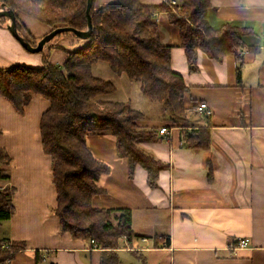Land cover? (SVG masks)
<instances>
[{"label":"crops","instance_id":"1","mask_svg":"<svg viewBox=\"0 0 264 264\" xmlns=\"http://www.w3.org/2000/svg\"><path fill=\"white\" fill-rule=\"evenodd\" d=\"M115 1L95 0V8ZM164 1L170 0H141L144 5ZM211 3L207 17L215 29L230 23L247 32L241 36L239 56L231 53L217 59L199 49L196 71L190 69L169 13H157L162 41L172 45L171 66L189 87L186 107L198 110L206 102L213 111L209 146L192 148L184 138L185 131L206 124L199 110L191 119L178 121L171 113L162 120L141 110L145 116L138 124L159 134L141 145L166 164L157 187H152L142 165L131 173L128 158L118 153L115 135L87 138L92 154L109 166L97 182L103 192L94 195L93 206L131 209L133 229L142 235L131 242L123 236L127 246L118 254L124 264H264V0ZM19 17L25 32L37 40L52 30L30 15L19 12ZM1 41L14 45L16 56L0 52V68L42 67L45 56L62 66L68 51L86 43L68 34L48 42L42 54H27L0 28V45ZM99 68L105 71L107 66ZM107 95L100 98L109 100ZM49 106V100L34 94L19 113L0 96V146L12 158L6 166L10 179L0 180V188H14L15 208L12 217L0 223L4 233L0 242L26 244L5 264H100L104 248L95 249L89 237L64 232L55 214L53 163L40 134L41 117ZM156 110L161 114L164 108ZM163 127L166 133H160ZM240 238L249 239L246 247L238 246Z\"/></svg>","mask_w":264,"mask_h":264},{"label":"trees","instance_id":"2","mask_svg":"<svg viewBox=\"0 0 264 264\" xmlns=\"http://www.w3.org/2000/svg\"><path fill=\"white\" fill-rule=\"evenodd\" d=\"M177 1L173 6L169 1L144 5L141 0H116L96 9L94 0L93 32L83 39L86 41L83 46L68 51L62 66L51 63L45 56L44 65L39 68L26 65L0 68V96L10 101L17 112H24L34 94L49 100L50 106L41 117L40 134L43 150L53 163L57 190L55 214L64 232L89 237L104 248L100 264H124L118 254L123 236L131 242L142 235L133 229L131 209L93 206L94 195L103 192L97 182L109 171V166L92 154L88 136L115 135L118 153L128 158L131 173L137 165H142L149 173L152 187H157L159 173L166 164L141 145L159 135L155 128L138 124L144 113L134 108L130 100L100 98L117 87L112 80L94 75V64L105 61L118 74L125 73L130 80L140 82L142 93L168 106L174 121L191 119L198 110L185 105L189 87L183 75L171 66L172 45L162 41L157 13L167 11L170 22L178 27L180 45L186 51L191 71L197 70L199 49L217 59L231 53L239 56L241 36L247 32L230 23L215 29L207 17L211 0ZM2 4L15 11L19 32L33 45L39 40L25 32L19 12L52 29L72 26L84 30L88 26L87 0H0V7ZM8 20L1 17L2 23ZM63 33L76 36L70 31ZM203 117L205 125L184 132L186 143L192 148L209 146L210 116ZM11 161L7 150L0 146V180L10 179L6 166ZM13 194L12 187L0 188V223L9 220L15 212ZM165 243L168 245L167 240ZM9 244V249L0 246V264L26 247L24 242Z\"/></svg>","mask_w":264,"mask_h":264},{"label":"rangeland","instance_id":"3","mask_svg":"<svg viewBox=\"0 0 264 264\" xmlns=\"http://www.w3.org/2000/svg\"><path fill=\"white\" fill-rule=\"evenodd\" d=\"M1 8V7H0ZM36 20V19H35ZM37 21V20H36ZM38 22V21H37ZM40 23V22H39ZM0 28L6 30L12 38L19 44L20 48L26 52L27 54L32 53V54H42V51L39 52H31L28 50L11 32V30L8 27V22H1V17H0ZM68 35V33H61L54 37L51 41L57 42L60 40V38L65 37ZM2 42V41H1ZM15 46L8 43V42H2L0 45V52L2 53H7L11 54L12 56H16V51H15ZM49 59H51L49 57ZM43 63V62H42ZM103 64H106L107 68L104 71L103 69H100L99 67ZM26 65V64H23ZM44 65V63H43ZM31 67H40V66H32V65H27ZM93 73L94 75L98 77H104L105 79H110L112 80L117 89L116 91L110 93V95H107V99L112 100V101H126L130 100L132 102V106L134 108L142 110L144 113H147L150 117L153 118H158V119H165L168 114H170V108L166 105H163L159 102L153 101L146 97L142 91H141V84L140 82L130 80L128 75L125 73L123 74H118L116 71H114L110 65L107 62L104 61H99L98 65L93 68ZM156 106H162L164 108V111H160L161 114H158V110H156ZM178 120H182V118H178ZM2 228H0V241L3 238V234L1 232ZM125 241L123 240L121 242V246H124ZM1 244V242H0ZM126 254H131V252H127Z\"/></svg>","mask_w":264,"mask_h":264},{"label":"water","instance_id":"4","mask_svg":"<svg viewBox=\"0 0 264 264\" xmlns=\"http://www.w3.org/2000/svg\"><path fill=\"white\" fill-rule=\"evenodd\" d=\"M94 0H87V19H88V26L84 30L77 29L72 26H58L44 35L36 45H33L23 34H21L17 27V16L13 9L7 8L4 4H2L0 8V17H7L8 20V27L13 33V35L31 52H39L44 49V46L50 42L54 37L58 34L70 31L73 32L76 36L87 39L93 32V20L91 15V10L93 6Z\"/></svg>","mask_w":264,"mask_h":264},{"label":"built area","instance_id":"5","mask_svg":"<svg viewBox=\"0 0 264 264\" xmlns=\"http://www.w3.org/2000/svg\"><path fill=\"white\" fill-rule=\"evenodd\" d=\"M169 2L173 6L178 4V1L177 0H170ZM198 110L204 116H211L212 113H213L212 109L210 108V106L206 102H202L199 105ZM167 131L168 130H167L166 127H163V128L160 129V133H166ZM124 237H126V236L124 235ZM91 242H92V246L95 249H101V248H103L96 240L92 239ZM248 242H249V239L248 238H240L238 240V246L241 247V248L242 247H246L248 245ZM1 247L3 249H9L10 244H9L8 241H4V242L1 243ZM6 262L9 263L10 262V259H8Z\"/></svg>","mask_w":264,"mask_h":264}]
</instances>
